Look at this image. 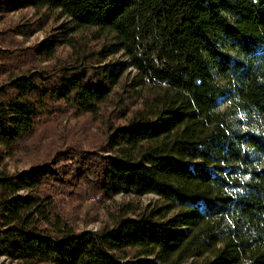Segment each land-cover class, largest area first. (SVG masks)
<instances>
[{
  "label": "trees",
  "instance_id": "obj_1",
  "mask_svg": "<svg viewBox=\"0 0 264 264\" xmlns=\"http://www.w3.org/2000/svg\"><path fill=\"white\" fill-rule=\"evenodd\" d=\"M21 9L0 30V255L264 264V0H0V25Z\"/></svg>",
  "mask_w": 264,
  "mask_h": 264
},
{
  "label": "rangeland",
  "instance_id": "obj_2",
  "mask_svg": "<svg viewBox=\"0 0 264 264\" xmlns=\"http://www.w3.org/2000/svg\"><path fill=\"white\" fill-rule=\"evenodd\" d=\"M31 11L30 10H27V9H21L19 11H15V10H12L8 13V18H7V21L4 22V24L0 25V30L5 27L6 25L8 24H13V22L17 21L18 18H20V16H26L28 15V17L31 18ZM51 24L48 25V27H50ZM44 37V31H38L36 32L33 36H31L29 38V40L25 43V45H31V44H34L36 42H39L42 40V38ZM115 59H120L122 62H125L124 59H122L120 57V55H117L115 56ZM133 73L130 69H128L127 73ZM227 104L225 103H222L219 105V110L220 111H225L226 108H227ZM66 120L64 122V124L66 125ZM28 165H25V166H19V170L22 171V170H25V169H28ZM9 169L11 172H13V166L12 165H9ZM19 195L21 197H24L26 195V192H20ZM59 199H62L63 200V203L61 202V207H63V205H67L68 202H69V196L68 195H59L58 196ZM156 197L153 196V195H147V196H144L143 198L140 199V203L143 205V206H146L148 204H153L155 201H156ZM128 201V198H125L121 195H118L114 198H112L111 201H107L106 202V205H111L112 202H116V203H123V202H126ZM94 202V199L93 198H90L88 201H86L84 203L83 206L80 207L79 209V220L77 221V224L79 226V228L81 230H90V231H96L99 227H100V224H101V221H105L106 220V216H105V211L103 208H98L97 210L94 209L95 207L94 206H90V204ZM96 214L95 216L98 217V220L95 221V222H92L90 224H88L87 226H84L83 225V221H82V218H84V216L88 215V216H91V215H94ZM89 218V217H88ZM0 264H15L14 262H11L10 260H8L7 258L3 257L0 255Z\"/></svg>",
  "mask_w": 264,
  "mask_h": 264
}]
</instances>
